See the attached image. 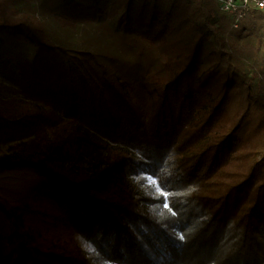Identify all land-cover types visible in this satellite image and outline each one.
<instances>
[{"label": "trees", "instance_id": "trees-1", "mask_svg": "<svg viewBox=\"0 0 264 264\" xmlns=\"http://www.w3.org/2000/svg\"><path fill=\"white\" fill-rule=\"evenodd\" d=\"M26 6L0 2V61L34 105L19 119L0 97V138L26 129L34 142L0 156V264H264V9ZM143 173L166 194L140 190Z\"/></svg>", "mask_w": 264, "mask_h": 264}, {"label": "rangeland", "instance_id": "rangeland-1", "mask_svg": "<svg viewBox=\"0 0 264 264\" xmlns=\"http://www.w3.org/2000/svg\"><path fill=\"white\" fill-rule=\"evenodd\" d=\"M26 0H0L1 3L5 4L7 8L11 9L14 13L18 15H22L26 12L27 6L25 7ZM191 2V1H190ZM30 15L32 13L28 12ZM189 13V11H183L182 9L177 11L175 15L176 18L178 16H185ZM27 14V13H26ZM35 16V15H33ZM35 19L39 17L35 16ZM193 17H191L192 19ZM49 22L52 23L55 30L61 33L66 39L71 41L73 44L78 45L82 38H85V33H82V29L80 27L74 28H64L58 22H55L49 19ZM187 25V24H185ZM219 45L214 36H210L206 40V51L209 54L210 62H215L216 59V51H218ZM210 51V52H209ZM19 74L15 65V62L9 61V59H3L0 61V97L4 99L12 98L15 101V105L18 112V118L22 117V114L28 111L29 109H34V105L23 98L18 91V82H19ZM33 136L30 135L26 129H23L20 134H17L15 131L10 130L7 131L0 138V156L6 157L8 155L21 153L25 150V148L32 147L34 145ZM32 173L23 172L18 173L13 176L9 174L10 179H27L31 177ZM139 181L137 180V176L133 177V181H137V187L142 190L145 194L153 195L154 192L156 194H166V192L160 188L158 184V179L156 177L150 176L148 174H140Z\"/></svg>", "mask_w": 264, "mask_h": 264}, {"label": "built area", "instance_id": "built-area-1", "mask_svg": "<svg viewBox=\"0 0 264 264\" xmlns=\"http://www.w3.org/2000/svg\"><path fill=\"white\" fill-rule=\"evenodd\" d=\"M223 12L235 15V20L247 14L251 8L264 9V0H215ZM236 25V24H235Z\"/></svg>", "mask_w": 264, "mask_h": 264}, {"label": "snow or ice", "instance_id": "snow-or-ice-1", "mask_svg": "<svg viewBox=\"0 0 264 264\" xmlns=\"http://www.w3.org/2000/svg\"><path fill=\"white\" fill-rule=\"evenodd\" d=\"M85 247H86V248L89 247L88 244H87V242H85Z\"/></svg>", "mask_w": 264, "mask_h": 264}]
</instances>
